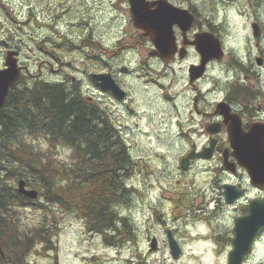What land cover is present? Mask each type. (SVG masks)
I'll list each match as a JSON object with an SVG mask.
<instances>
[{"label": "rangeland", "instance_id": "rangeland-1", "mask_svg": "<svg viewBox=\"0 0 264 264\" xmlns=\"http://www.w3.org/2000/svg\"><path fill=\"white\" fill-rule=\"evenodd\" d=\"M1 1L0 69L5 67L10 49L20 52L25 78L80 80L83 92H92L96 99L104 102L115 121H121L126 127L133 164V170L128 167L129 193L117 211L129 218L135 242L128 239L130 241L108 244L104 234L89 229L86 216L47 203L41 191L29 184L28 189L39 191V198L16 208V222L25 231L52 228L54 235L50 243L39 244L24 262L227 264L231 247L223 237L229 235L232 209L223 204L215 206L214 199L223 203V189L220 184L216 190L212 189L213 176L204 170L203 164H196L186 176L181 172L180 160L189 148L180 144L182 137L175 121L178 112L169 107L166 99L167 95H179L182 99L188 91L184 78L191 63L198 59L197 55L192 53L184 61L179 59L173 69L168 70L169 78H166L164 63L152 62L151 70L155 75L152 78L163 79L156 83L141 80L132 84L131 102L139 113L132 118L123 112L125 117L122 118L124 109L115 96L104 93L89 77L104 72L124 78L127 76L121 70L124 65L138 78H151L139 69L140 51L117 49L104 53L100 48L101 43L105 48L113 47L118 38L132 44L138 37L129 0H102L104 3L101 0ZM184 4L198 8L201 17L207 19V25L208 22L214 25L225 51L224 60L211 68L203 89L223 90L232 81L251 90L264 91V68L257 63V58L264 57V36L255 38L253 34L254 22L260 24L264 33V0H184ZM245 69L252 71L255 78ZM171 78H176L172 88L168 86ZM161 83L165 87H161ZM29 142L43 157L44 152H48L62 161L71 160L69 150L51 148L42 138H32ZM245 181L248 192L242 203L259 197L247 178ZM15 185L17 188L18 180ZM169 230L182 248L177 259L169 247ZM111 236L116 239L119 232L112 230ZM203 237L209 240L200 241ZM153 238L158 239V249L151 252ZM11 250L8 253L19 260L17 249L11 247ZM263 262L264 241H261L245 263Z\"/></svg>", "mask_w": 264, "mask_h": 264}, {"label": "trees", "instance_id": "trees-1", "mask_svg": "<svg viewBox=\"0 0 264 264\" xmlns=\"http://www.w3.org/2000/svg\"><path fill=\"white\" fill-rule=\"evenodd\" d=\"M209 26L214 27L212 23ZM105 115L99 106L88 101L76 83L58 84L42 78L22 76L11 89L0 110V244L6 253L5 257L0 256V264H29L28 261L24 262L26 257L39 244L50 243L54 235L52 228L25 231L16 222V208L31 203L16 188L15 182L20 178L40 190L47 203L86 216L89 229L104 234L108 244L128 239L134 242L129 218L117 211L119 203L129 193L125 182L130 175L127 168L133 169L129 147L90 143L91 139L114 137V126L111 120L105 119ZM32 138H42L54 149L69 150L71 160L62 161L48 152H44L43 157L29 142ZM110 168L116 174L110 172L109 176L106 175ZM102 197L107 198L103 200L104 204L101 203ZM112 230L119 232L116 239L111 236ZM11 247L17 249L19 260L8 253Z\"/></svg>", "mask_w": 264, "mask_h": 264}, {"label": "flooded vegetation", "instance_id": "flooded-vegetation-1", "mask_svg": "<svg viewBox=\"0 0 264 264\" xmlns=\"http://www.w3.org/2000/svg\"><path fill=\"white\" fill-rule=\"evenodd\" d=\"M150 7H155L154 4L159 0H147ZM174 6L179 9H188L195 17L194 23L190 29L184 30L179 25L173 27L174 41L171 44V48L174 51L173 58L166 61L159 57L156 46L149 36H146L143 32L137 30L138 37L131 44L129 42L124 43L123 38H118L117 42L111 48H105L104 44H100V48L103 52L114 51L117 49L128 50L133 49L141 52V56L138 62L140 71H143L151 78H138L132 74V71L122 65L121 70L127 74L124 78H117L115 75L109 73L115 83L125 92V97L122 100L116 101L124 109L121 117L124 118L126 112L128 116L135 117L139 111L132 104L131 92L133 89L132 84L143 80L145 83H156L163 78H152L154 73L152 72V62L157 61L164 63L167 67L165 72L166 78H169L168 70L173 69V64L178 63L179 59L185 60L189 55L195 53L197 60L191 63L187 74L185 75V86L188 91L183 94V98L180 99L179 95H167L168 105L170 108H175L178 112V119L176 125L178 128V134L182 138L180 144L187 146L189 149L184 156H188L192 151L202 152L206 148L212 149V155L208 159L193 160L190 163L188 170L181 172L184 176L190 173L196 164L201 163L204 165V170L211 174L213 177L212 189H217V184L222 186V201L214 199L215 206L219 207L223 204L224 207L232 209V215L230 217L231 223L229 226V235H225V240L231 247L233 239L236 238L235 221L237 218L242 217L248 213L250 199L247 203H242L246 198L248 189L245 185V179L251 184L258 193L260 199H264V190H260L254 187L246 170L240 166L238 158L236 156V145L241 143L242 138L247 135L252 129V126L261 127L264 125V91L263 90H251L236 83L228 82L223 90L203 89V82L210 77L211 68L218 64L220 61L212 60L207 66L205 73L199 78H192L190 69L197 66L200 63V57L196 51L195 41L199 34L208 32L219 37V32L215 28L207 26V19L201 17V14L195 6H186L184 0H169ZM262 33L258 38H263ZM221 39V38H220ZM183 55V56H182ZM258 59V58H257ZM263 61L262 65H259L261 69L264 68V57L260 58ZM224 60V59H223ZM222 61V60H221ZM218 66V65H216ZM251 78H255V74L252 71H247ZM96 74H105L104 72H98ZM92 84L97 85L92 78V74L89 77ZM214 78H217L216 76ZM43 79V78H42ZM46 80V79H45ZM176 78H171L168 86L172 88L175 84ZM80 80L60 78V81H56L58 84L72 85ZM82 85V83H81ZM98 86V85H97ZM161 87H165L163 83ZM83 92V90H82ZM91 104L99 106L111 120V124L114 126L115 134L113 138H96L91 139V143H99L104 145H116V146H130L129 140L126 137V127L122 126L121 121L118 123L115 121L113 115L107 108L104 107V102L96 99L92 92H83ZM108 95L114 96L111 91H105ZM107 119V118H106ZM107 136V135H106ZM180 160V163H181ZM179 168L180 165H179ZM231 184L236 186L241 192L242 197L234 203H227L224 196V185ZM240 205L238 209L237 206ZM221 227V224L218 225ZM264 241V231L256 238L255 247L258 242ZM247 261V258H246ZM247 263V262H246ZM245 263V264H246ZM264 264V262H263Z\"/></svg>", "mask_w": 264, "mask_h": 264}, {"label": "water", "instance_id": "water-1", "mask_svg": "<svg viewBox=\"0 0 264 264\" xmlns=\"http://www.w3.org/2000/svg\"><path fill=\"white\" fill-rule=\"evenodd\" d=\"M129 4L134 26L142 30L146 36L151 37L163 59H172L174 51L171 44L174 41V25L178 24L182 29L188 30L194 23V16L190 14L189 10H180L168 0L157 2L156 9H152L146 0H129ZM253 32L255 37L260 35L261 29L258 23L253 24ZM195 44L201 57V64L190 69V74L194 79L205 73L209 61L214 59L221 61L224 57L221 41L210 34L197 36ZM19 56V51L8 50L5 67L0 69V110L6 103L10 89L16 85L22 75L23 67L20 65ZM257 62L259 65L263 64L260 58L257 59ZM92 78L102 90L112 91L119 100L124 98L125 92L118 87L110 74H93ZM242 139L241 143L234 147L240 166L246 169L252 184L264 189L262 186V182H264V125L261 127L253 125L251 131ZM212 149L213 147L206 148L199 153L193 151L181 161V168L188 170L190 162L194 159L210 158ZM18 191L28 199L36 200L39 197L37 190L28 189L24 179H20ZM224 195L227 203H234L242 196V192L236 186L226 184ZM248 210L246 215L235 221L236 238L232 241L227 264H245L246 257L252 253L256 238L264 231V199L251 200ZM168 239L173 257L179 258L182 248L170 230ZM157 249L158 239L153 238L150 251L154 252ZM0 255L5 256L1 245Z\"/></svg>", "mask_w": 264, "mask_h": 264}, {"label": "bare ground", "instance_id": "bare-ground-1", "mask_svg": "<svg viewBox=\"0 0 264 264\" xmlns=\"http://www.w3.org/2000/svg\"><path fill=\"white\" fill-rule=\"evenodd\" d=\"M2 1H3V0H2ZM2 1H1V2H2ZM27 1H28V0H27ZM101 2H102V0H101ZM102 3H104V2H102ZM89 24H90V23H89ZM85 25H86V24H85ZM87 25H88V24H87ZM85 28H86V27H85ZM85 31H86V30H85ZM67 40H68V39H67ZM45 43H46V42H45ZM47 44H48V43H47ZM113 44H114V43H113ZM113 44H112V45H113ZM218 69H219V67H218ZM53 82H55V81H53ZM76 84L79 86V88H80L81 91H82V88H81V82H80V83H79V82H76ZM68 88H69V87H68ZM71 88H72V87H71ZM32 99H33V98H32ZM96 114H97V113H96ZM91 117H92V116H91ZM96 117H97V116H96ZM105 117L107 118V119L105 118L106 120L110 121V119H109L106 115H105ZM97 118H98V117H97ZM100 119H101V118H100ZM95 121H96V120H95ZM97 124H98V123H97ZM100 124H101V123H100ZM99 126H100V125H99ZM103 127H104V126H103ZM106 129H107V128H106ZM110 131H111V130H110ZM110 131H109V132H110ZM90 143H91V140H90ZM91 144H92V143H91ZM103 144H104V143H103ZM111 146H112V145H111ZM111 146H110V147H111ZM103 148H104V147H103ZM107 149H108V148H107ZM109 149H110V148H109ZM123 149H124V148H123ZM105 150H106V149H105ZM108 151H109V150H108ZM111 151L113 152V150H111ZM124 151H125V150H124ZM106 153H107V152H106ZM110 154L112 155V153H110ZM117 154H118V153H117ZM122 154H123V153H122ZM122 154H121V155H122ZM124 154H126V153H124ZM107 155H109V154H107ZM114 155L117 156L116 154H114ZM114 155H113V157H114ZM107 157H108V156H107ZM109 157H111V156H109ZM120 157H121V156H120ZM121 158H122V157H121ZM123 158H124V157H123ZM125 158H126V157H125ZM125 158H124V159H125ZM113 159H114V158H113ZM115 159H116V158H115ZM127 159H128V158H127ZM118 160H119V159H118ZM111 161H113V160H111ZM111 161H110V162H111ZM120 161H122V160L120 159ZM126 161H127V160H126ZM114 162H115V161H114ZM123 162H124V161H123ZM123 162H122V163H123ZM112 163H113V162H112ZM117 163H118V162H117ZM125 163H126V162H125ZM131 163H132V162H131ZM128 164H129V162H128ZM104 165H105V164H104ZM111 165H112V164L110 163V166H111ZM121 165H122V164H121ZM121 165H120V166H121ZM105 166H106V165H105ZM110 166H109V167H110ZM120 166H119V167H120ZM125 166H126V165H125ZM119 167H118V168H119ZM121 167H122V166H121ZM107 168H108V167H107ZM105 169H106V168H105ZM115 169H116V168H115ZM121 169H122V168H121ZM132 170H133V169H132ZM117 171H119V169H118ZM125 171H126V170H125ZM127 171H128V168H127ZM105 172H107V171H105ZM110 172H112V171H111V168H110L109 172H107V174H106V173H105V174L108 175V173H110ZM113 172H114V171H113ZM113 172H112V173H113ZM115 172H116V170H115ZM125 173H126V172H125ZM103 174H104V170H103V172H102V175H103ZM113 174H116V173H113ZM117 174H118V172H117ZM106 175H105V176H106ZM109 175H110V174H109ZM109 175H108V176H109ZM111 175H112V174H111ZM124 175H125V174H124ZM94 176H95V175H94ZM94 176H93V177H94ZM98 176H100V175H98ZM108 176H107V177H108ZM112 176H113V175H112ZM130 176H131V175H130ZM95 177H96V176H95ZM100 177H101V176H100ZM113 177H114V176H113ZM97 178H98V177H97ZM124 178H125V177H124ZM106 179H107V178H106ZM115 179H116V178H115ZM118 179H119V178H118ZM120 179H121V178H120ZM130 179H131V178H130ZM88 180H89V179H88ZM97 180H98V179H97ZM124 180H125V179H124ZM126 180H127V179H126ZM95 181H96V180H95ZM111 181H112V180H111ZM122 181H123V180H122ZM104 182H105V181H104ZM109 182H110V180H109ZM115 182H116V180H115ZM123 182H124V181H123ZM125 182H126V181H125ZM89 183H90V182H89ZM97 183H98V182H97ZM110 183H111V182H110ZM119 183H120V182H119ZM94 184H96V183H94ZM117 184H118V183H117ZM97 185L100 186L99 184H97ZM111 185H114V184L111 183ZM118 185H119V184H118ZM90 186H91V185H90ZM115 186L117 187V185H115ZM123 186H124V185H123ZM109 188H110V187L108 186V189H109ZM114 188H115V187H114ZM117 188H118V187H117ZM117 188H115V191H117V190H116ZM95 189H96V191H97V188H95ZM118 189H119V188H118ZM123 189H124V188H123ZM146 190H147V189H146ZM108 191H109V190H108ZM119 191H120V190H119ZM125 191H126V189H125ZM113 192H114V190H113ZM117 192H118V191H117ZM117 192H116V193H117ZM136 192H137V191H136ZM144 192H145V191H144ZM97 193H98V192H97ZM97 193H96V194H97ZM111 193H112V191H111ZM119 193H120V192H119ZM91 194H92V193H91ZM100 194H102V193H100ZM100 194H98V195H100ZM106 194H107V193H106ZM109 194H110V193H109ZM114 194H115V193H114ZM104 195H105V194H104ZM104 195H103V196H104ZM119 195H120V194H119ZM95 196H96V195H95ZM100 196H102V195H100ZM107 196H109V195H106L105 197H107ZM116 197H117V196H116ZM119 197H122V196H119ZM119 197H117V198H119ZM90 198L92 199V196H91V197L89 196V199H90ZM98 198H99V197H98ZM87 199H88V197H87ZM100 199L102 200L101 203H103V200L105 199V201H106L107 198H103V197H102V198H100ZM123 199H124V198H123ZM95 200H96V199H95ZM90 201H91V200H89L88 202L90 203ZM99 201H100V200H99ZM105 201H104V202H105ZM112 201H114V200L112 199ZM92 202L96 205V203H95L94 201H92ZM96 202H97V201H96ZM107 202H108V201H107ZM110 202H111V201H110ZM121 202H122V201H121ZM89 203H88V204H89ZM111 203H112V202H111ZM114 203H115V202H114ZM116 203H117V200H116ZM118 203H119V201H118ZM90 204H91V203H90ZM98 204H100V202H99ZM98 204H97V205H98ZM103 204H104V203H103ZM119 204H120V203H119ZM95 205H94V206H95ZM100 205H101V204H100ZM106 205H107V204H106ZM112 205H113V204H112ZM115 205H116V204H115ZM117 206H118V205H117ZM104 207H105V206H104ZM115 207H116V206H115ZM99 208H100V207H99ZM110 208H112V207H110ZM101 209H102V208H101ZM117 209H118V208H117ZM101 211H102V210H101ZM118 211H119V209H118ZM161 217H162V216H161ZM167 218H168V217H167ZM164 219H166V218H164ZM156 224H157V223H156ZM201 224H202V223H201ZM202 225H203V224H202ZM204 225H205V224H204ZM131 228H132V226H131ZM130 231H132V230H130ZM129 233H130V232H129ZM131 237H132V236H131ZM136 237H138V236L136 235ZM128 238H129V237H128ZM125 239H126V238H125ZM206 239H208V238H206V237L199 238V240L202 241V242H205ZM208 240H209V239H208ZM208 240H207V241H208ZM125 241H126V240H125ZM134 242H135V241H134ZM121 243H122V242H121ZM259 256H260V255H259ZM105 257H106V256H105ZM254 259H255V258H254ZM255 260H256V259H255ZM252 262H253V261H252Z\"/></svg>", "mask_w": 264, "mask_h": 264}]
</instances>
